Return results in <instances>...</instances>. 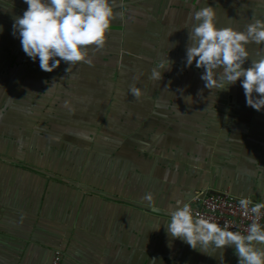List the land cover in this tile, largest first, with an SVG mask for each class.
<instances>
[{
  "label": "crops",
  "instance_id": "crops-1",
  "mask_svg": "<svg viewBox=\"0 0 264 264\" xmlns=\"http://www.w3.org/2000/svg\"><path fill=\"white\" fill-rule=\"evenodd\" d=\"M112 6L102 47L44 72L12 34L27 5L0 0V264H48L55 249L62 264H238L231 246L192 249L166 224L199 190L264 202V110L239 81L209 90L185 66L193 11L243 31L264 20V0ZM247 50L264 56V44Z\"/></svg>",
  "mask_w": 264,
  "mask_h": 264
},
{
  "label": "clouds",
  "instance_id": "clouds-1",
  "mask_svg": "<svg viewBox=\"0 0 264 264\" xmlns=\"http://www.w3.org/2000/svg\"><path fill=\"white\" fill-rule=\"evenodd\" d=\"M23 2L27 7L22 15L13 19L12 34L19 38L23 53L32 61H38L44 72L54 71L61 61L69 67L84 61L87 46L102 47L113 18L112 0ZM190 18L185 66L195 62L196 68H202L200 79L209 90H227L239 81L246 106L257 112L264 110V56L249 61L247 50L250 43L264 44V20H252L243 31L218 28L214 23V9L210 6L193 11ZM246 61L248 66L244 67ZM164 63H158L151 70L152 79H160L161 70L168 69L164 68ZM129 91L133 97L141 95L135 86ZM143 199L151 203L152 195L147 193ZM237 203L242 215L251 214L244 234L230 231L227 222L220 225L194 214L188 203H177L170 208L167 234L202 252L209 247L222 252L224 247L231 246L238 264H264V226L257 222L264 202L253 203L241 197Z\"/></svg>",
  "mask_w": 264,
  "mask_h": 264
},
{
  "label": "built area",
  "instance_id": "built-area-1",
  "mask_svg": "<svg viewBox=\"0 0 264 264\" xmlns=\"http://www.w3.org/2000/svg\"><path fill=\"white\" fill-rule=\"evenodd\" d=\"M238 199L239 198L228 189H224L218 193L199 190L194 192L188 204L194 214H199L220 225L227 222L230 231H239L244 234L248 224L251 222V214L247 216L241 214V209L237 203ZM248 199L256 203L252 199ZM263 221L264 210L261 211L257 222L262 224ZM62 261V250L55 249L52 259L48 264H62Z\"/></svg>",
  "mask_w": 264,
  "mask_h": 264
}]
</instances>
